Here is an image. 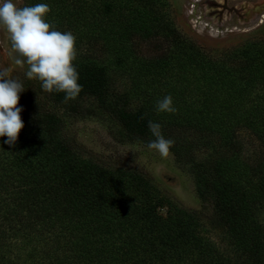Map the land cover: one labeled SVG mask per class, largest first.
I'll use <instances>...</instances> for the list:
<instances>
[{"label":"trees","instance_id":"16d2710c","mask_svg":"<svg viewBox=\"0 0 264 264\" xmlns=\"http://www.w3.org/2000/svg\"><path fill=\"white\" fill-rule=\"evenodd\" d=\"M140 1L25 0L48 4L46 22L76 37L82 90L65 102L38 79L12 78L24 87L23 127L12 145L0 137V264H264V47L223 59L181 45L149 62L122 56L109 41L113 6L139 19ZM167 95L175 113L157 112ZM92 106L145 146L149 121L159 123L201 211L136 168L86 157L68 120ZM249 140L258 146L246 154Z\"/></svg>","mask_w":264,"mask_h":264},{"label":"rangeland","instance_id":"374dc122","mask_svg":"<svg viewBox=\"0 0 264 264\" xmlns=\"http://www.w3.org/2000/svg\"><path fill=\"white\" fill-rule=\"evenodd\" d=\"M13 2L17 7L25 4V0ZM116 3L122 2L113 0V4ZM117 6H113L115 11L110 24L114 25V33L109 41L116 45L114 50L120 48L122 56H129L134 50L137 57L143 56L142 61L149 62L162 56L160 51L164 47L174 52V48L181 45L187 53L200 49L208 58L223 59L247 48L264 47V0H141L139 19L128 13H121L119 17L117 9L121 6ZM9 50L8 33L0 25V70L10 69V78L25 76L28 65H15L8 55ZM116 77L123 88L124 82L129 83L128 76ZM68 129L86 157L106 166L136 168L181 206L201 211L192 172L180 165L170 151L164 158L142 143L128 139L115 119L94 106L84 117L68 120ZM257 146V142L249 140L246 154ZM215 231L214 239L220 240V231Z\"/></svg>","mask_w":264,"mask_h":264},{"label":"clouds","instance_id":"9594fccd","mask_svg":"<svg viewBox=\"0 0 264 264\" xmlns=\"http://www.w3.org/2000/svg\"><path fill=\"white\" fill-rule=\"evenodd\" d=\"M49 11L46 3L17 7L13 0H2L0 25L8 33V55L13 63L20 67L26 63V76L29 79L40 80L46 92L65 93L67 102L75 99L82 90L78 83V71L73 64L76 37L71 32L55 30L53 25L46 22ZM23 90L21 82L10 78V69L0 70V137L7 136L5 143L9 145L16 142L23 127L20 116L22 109L17 107L18 94ZM155 107L157 112L176 111L170 95L157 100ZM148 127L155 139L147 147L167 158L174 141L162 135L159 123L149 121Z\"/></svg>","mask_w":264,"mask_h":264}]
</instances>
